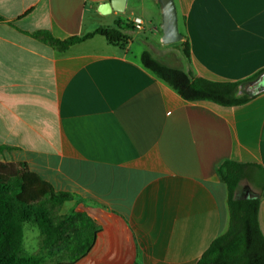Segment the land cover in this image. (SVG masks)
Segmentation results:
<instances>
[{
    "label": "crops",
    "instance_id": "0c3cea01",
    "mask_svg": "<svg viewBox=\"0 0 264 264\" xmlns=\"http://www.w3.org/2000/svg\"><path fill=\"white\" fill-rule=\"evenodd\" d=\"M107 1L0 0V162L26 163L96 224L93 247L72 264H196L229 227L218 166L255 164L264 176V92L231 107L184 100L140 61L150 35L162 41L160 0L103 15ZM173 1L183 39L161 44L179 48L158 60L214 82L264 70V0ZM99 27L128 39L95 36L60 53L36 36ZM259 225L264 235V190Z\"/></svg>",
    "mask_w": 264,
    "mask_h": 264
},
{
    "label": "trees",
    "instance_id": "16d2710c",
    "mask_svg": "<svg viewBox=\"0 0 264 264\" xmlns=\"http://www.w3.org/2000/svg\"><path fill=\"white\" fill-rule=\"evenodd\" d=\"M132 27L130 22L127 23ZM37 37L60 53L75 44L95 36L103 37L111 45L125 43L128 36L122 28L99 27L81 37L60 40L48 32ZM183 52L190 59L188 42ZM142 66L153 73L184 100L209 101L221 106H240L258 93L249 92L246 86L256 81L264 70L241 81L214 82L197 76L191 69L185 71L171 67L150 52L140 57ZM9 148L0 146V154ZM255 164L232 160L223 161L217 168L219 179L228 191L229 227L213 241L196 264H264V235L259 225V195L237 197L241 182L254 181L264 187V176L255 174ZM75 199L66 191L55 187L31 170L23 162H0V264H72L87 255L94 245L98 230L85 213L71 209L62 214L65 203ZM29 223L37 225L41 243L36 253L24 249V229Z\"/></svg>",
    "mask_w": 264,
    "mask_h": 264
},
{
    "label": "water",
    "instance_id": "95a60500",
    "mask_svg": "<svg viewBox=\"0 0 264 264\" xmlns=\"http://www.w3.org/2000/svg\"><path fill=\"white\" fill-rule=\"evenodd\" d=\"M163 12L162 25V42L164 44H172L183 39V35L178 27L177 11L173 0H160ZM127 0H109L98 6L97 10L103 15L112 13L113 11L125 12ZM246 90L253 93L264 92V73L259 78L247 84ZM246 197V196H245Z\"/></svg>",
    "mask_w": 264,
    "mask_h": 264
},
{
    "label": "rangeland",
    "instance_id": "374dc122",
    "mask_svg": "<svg viewBox=\"0 0 264 264\" xmlns=\"http://www.w3.org/2000/svg\"><path fill=\"white\" fill-rule=\"evenodd\" d=\"M149 36V35H148ZM149 42L152 46H147L145 51L150 52L154 57H161L160 52L158 50H176L178 49V43L177 45L169 46V47H162L161 44H164L162 41L159 40V37L153 38L152 35L149 36ZM173 44H176L173 43ZM161 59V58H160ZM180 64V60L178 61V65ZM250 180H244L241 182L239 187V195L245 196V192L247 189L250 190ZM69 203H66L65 206H63L61 213L66 214L69 212ZM41 243V236L40 231L36 224L29 223L25 227V239H24V249L27 253H36L40 248Z\"/></svg>",
    "mask_w": 264,
    "mask_h": 264
},
{
    "label": "built area",
    "instance_id": "2783aa9c",
    "mask_svg": "<svg viewBox=\"0 0 264 264\" xmlns=\"http://www.w3.org/2000/svg\"><path fill=\"white\" fill-rule=\"evenodd\" d=\"M134 27L136 30L142 31L144 28V24L143 21L140 18H134V20L132 21Z\"/></svg>",
    "mask_w": 264,
    "mask_h": 264
}]
</instances>
